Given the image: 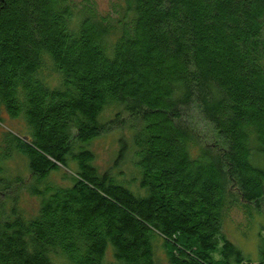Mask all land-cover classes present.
I'll use <instances>...</instances> for the list:
<instances>
[{
    "label": "trees",
    "instance_id": "obj_1",
    "mask_svg": "<svg viewBox=\"0 0 264 264\" xmlns=\"http://www.w3.org/2000/svg\"><path fill=\"white\" fill-rule=\"evenodd\" d=\"M110 106L134 190L93 162ZM1 110L26 126L0 114V185L17 152L38 202L0 211V264H157V236L168 264H264L223 230L239 206L264 231V0H0Z\"/></svg>",
    "mask_w": 264,
    "mask_h": 264
},
{
    "label": "rangeland",
    "instance_id": "obj_2",
    "mask_svg": "<svg viewBox=\"0 0 264 264\" xmlns=\"http://www.w3.org/2000/svg\"><path fill=\"white\" fill-rule=\"evenodd\" d=\"M78 1V0H75ZM95 2L97 10L101 13L111 12L121 0H92ZM49 78V83L53 85L57 77L53 73ZM116 107L110 106L105 110L101 119L111 122V128L107 133L101 134L95 138L90 144V148L94 153V165L101 171H109L115 174L117 178L121 179L124 183L129 184L132 190L137 186L133 180L136 176V167L134 166L135 156L133 154L134 142H132L131 125L128 119L123 118L122 114H117ZM4 119V124H8L15 130L24 129V123L21 117L11 118L8 112L0 111ZM123 118V119H122ZM4 125L0 124V141L2 140V129ZM195 148H190V152L195 154ZM6 172H8V186L2 187L0 185V211L8 214L11 206L17 210L28 215L35 213L37 209V196L29 193L27 186H29L32 177L26 169V160L21 154L17 152L11 153L8 159L4 162ZM48 178L53 182H61L62 184L69 183L68 179L62 176L61 171L52 172ZM136 187H135V186ZM246 209L239 206L227 207L226 214L223 218V230L234 244L239 245V248L253 261H258L260 255L259 241L264 239V231L260 228L258 223V216L252 214L248 215ZM162 241L160 237L154 240L155 260L157 264H168L165 257V252L162 248ZM106 262L113 260L111 250H107L105 254ZM57 264H69L68 261L62 256L56 257Z\"/></svg>",
    "mask_w": 264,
    "mask_h": 264
}]
</instances>
